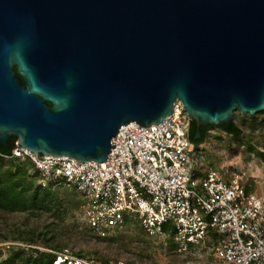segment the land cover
Returning <instances> with one entry per match:
<instances>
[{"label":"water","instance_id":"obj_1","mask_svg":"<svg viewBox=\"0 0 264 264\" xmlns=\"http://www.w3.org/2000/svg\"><path fill=\"white\" fill-rule=\"evenodd\" d=\"M177 100L198 125L264 111V0H0L1 144L103 164Z\"/></svg>","mask_w":264,"mask_h":264},{"label":"built area","instance_id":"obj_2","mask_svg":"<svg viewBox=\"0 0 264 264\" xmlns=\"http://www.w3.org/2000/svg\"><path fill=\"white\" fill-rule=\"evenodd\" d=\"M191 120L177 100L156 125L124 124L103 164L34 154L18 139L11 156L30 158L43 186L76 191L79 216L95 231L138 219L158 239L169 227L180 251L211 246V264H264V193L247 192L239 171L204 168Z\"/></svg>","mask_w":264,"mask_h":264},{"label":"trees","instance_id":"obj_3","mask_svg":"<svg viewBox=\"0 0 264 264\" xmlns=\"http://www.w3.org/2000/svg\"><path fill=\"white\" fill-rule=\"evenodd\" d=\"M258 113L264 114V111H259ZM256 115L252 117L250 114H247V117L255 122L257 118ZM212 127V125H198L197 122L192 119L189 138L195 143H200L206 139L207 130ZM222 127L234 135H241L242 133L241 127L235 123L231 127H228L227 124L222 125ZM197 132L200 133V138H195ZM17 139V136L11 135L7 144L0 143V157L6 160L18 161L21 164H29L30 166L29 168H17L16 170L7 168L4 170L0 169V234L4 232V239L14 238L30 246H10L12 252L6 258L4 264L74 263V260L71 259L67 253L71 242L77 238L90 243L88 245L89 251H93L97 256V260L92 259L94 262L98 264H113V260H110L111 256L101 255L100 250H96L98 248H95L94 245L92 246L91 240L94 238L100 242H108L110 247L113 246L112 244L114 242L121 240L127 243V237L123 234V231L131 228L141 230L151 242L158 241L161 244H169V249L173 253H179L188 257L190 263L187 260V264L196 262L195 257H197V252L193 250L192 246L188 251H180L179 247L173 241V232H170L171 230L169 227H166V231H168L167 235L163 239H158L147 235L138 219H128L123 225L103 232L95 231L89 226H86L87 230H83L78 224H73L72 226H70V224L65 225V215L70 211L73 212L79 209V204L81 202L79 194L69 189L71 191V196L68 194H64L63 196L59 191L55 192L54 189L61 190V188L66 187H54L52 185L43 186L40 182V174L30 158L23 160L18 156H11L12 148ZM28 174L31 180L34 179L37 182L36 186L27 183ZM246 191L252 192L247 187ZM18 213H22L23 217H27V222L32 220L33 224H24L26 221L23 222V220H19L20 222L15 224V230L11 229L8 225L9 218L7 216ZM62 224L64 225L61 226ZM140 239L142 240L141 237ZM141 240L135 239L137 242H141ZM131 241H134V238H132ZM151 242L149 243L151 244ZM211 243L212 242L209 241L208 245H211ZM34 244L42 245L45 248L51 249V251L40 250L37 247H33L32 245ZM150 244L143 246L141 250L137 252V257L140 259L141 264L146 263L145 261L150 257L147 253ZM74 253L84 258V254L81 250L75 251ZM58 255L64 256V262L55 263V259ZM65 255L68 256V258H65ZM120 255L121 253L118 252V256L115 257L118 258ZM131 264H136V261H132Z\"/></svg>","mask_w":264,"mask_h":264},{"label":"rangeland","instance_id":"obj_4","mask_svg":"<svg viewBox=\"0 0 264 264\" xmlns=\"http://www.w3.org/2000/svg\"><path fill=\"white\" fill-rule=\"evenodd\" d=\"M178 101L181 103L180 100ZM256 117V121L253 122L247 117V114H242L239 110L234 111V123L241 127V135L231 134L222 126H213L208 129L206 139L200 142L202 145L200 158L204 168L215 166L222 170L239 171L242 174V181L248 189L256 193H264V114L258 113ZM29 166V164H21L18 161L6 160L0 157V169L2 170L5 168L16 170L17 168H29ZM30 178L31 177L28 174L27 183L36 186L37 182ZM224 178L227 179L226 176H224ZM54 191H59L63 196L64 194L71 196V191L67 188H61V190L54 189ZM7 217L9 218L8 225L14 230L16 223L22 220L25 222L27 219V217H23L22 213L15 215L11 214ZM24 224L31 225L33 224V221L29 220ZM64 224H70V226L78 224L81 229L87 230L85 223L80 219L78 209L73 212L70 211L65 215ZM123 234L127 237V243H124L126 241L122 240L117 241L112 244V247H110L108 242H100L94 238L90 240L92 246L94 245L95 248H98L96 250H100L101 255L111 256L110 260H113V264H131L132 261H136V264H141L140 259L137 257V252H139L143 246L150 244L149 242L151 241L148 240L141 230L136 228L123 231ZM3 236L4 232L0 234V264H4L6 258L11 254L12 251L10 246H30L29 244L14 238L4 239ZM132 238H134V241H131ZM135 239H139L141 242H137ZM154 242L152 241V245L150 244L149 250L147 251L150 257L144 264H187L189 262L187 256L173 253L169 249V244H161L158 241H156L158 243ZM89 244L90 243L85 242L80 238L74 239L71 242L70 248L72 249L69 248L67 254L74 260V263L89 264L91 261L97 260L96 254H94L93 251H89ZM32 246L43 251H51V249L45 248L39 244H34ZM80 250L83 252L84 258H81L74 253L75 251ZM118 252H120L121 255L116 258L115 256H118ZM196 254V262L191 264H211V246L202 248V250ZM59 256L60 255H58L56 259Z\"/></svg>","mask_w":264,"mask_h":264},{"label":"bare ground","instance_id":"obj_5","mask_svg":"<svg viewBox=\"0 0 264 264\" xmlns=\"http://www.w3.org/2000/svg\"><path fill=\"white\" fill-rule=\"evenodd\" d=\"M176 102H177V101H176ZM176 102H175V103H176ZM182 104H183V103H182ZM129 123H137V122H136V121H131V122H129ZM25 148H26V147H25ZM51 155H52V154H51ZM70 157H71V156H70ZM57 259H58V261L61 262V261L64 260V256H59Z\"/></svg>","mask_w":264,"mask_h":264}]
</instances>
